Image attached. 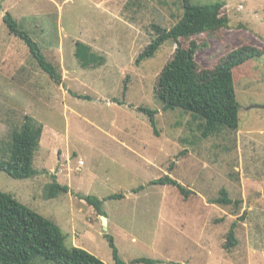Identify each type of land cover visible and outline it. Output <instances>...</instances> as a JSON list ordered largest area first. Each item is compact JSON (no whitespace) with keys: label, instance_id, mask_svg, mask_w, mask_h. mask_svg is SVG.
I'll return each instance as SVG.
<instances>
[{"label":"rangeland","instance_id":"rangeland-1","mask_svg":"<svg viewBox=\"0 0 264 264\" xmlns=\"http://www.w3.org/2000/svg\"><path fill=\"white\" fill-rule=\"evenodd\" d=\"M219 1L226 4L230 27L182 41L206 45L196 56L202 69L242 45L264 48V0H191ZM0 5V162L10 159L13 132L27 116L44 126L33 164L37 174L17 180L1 172L0 191L56 223L69 249H84L106 264H114L106 234L128 264L138 258L264 264V110L254 108L264 106V56L234 70L239 129L206 139L190 113L166 111L155 94L178 45L166 42L154 57L136 62L155 37L154 25L170 29L180 21L183 0H0ZM7 12L57 67L60 83L9 32ZM79 41L105 64L82 68L75 57ZM140 108L158 112L156 130ZM166 175L192 194L186 198L175 187L151 185ZM55 178L70 192L49 198ZM223 188L241 204L213 203ZM114 194L125 198L107 200ZM79 195L104 201L108 230ZM234 222L238 244L228 250ZM31 264L56 263L37 257Z\"/></svg>","mask_w":264,"mask_h":264},{"label":"trees","instance_id":"trees-1","mask_svg":"<svg viewBox=\"0 0 264 264\" xmlns=\"http://www.w3.org/2000/svg\"><path fill=\"white\" fill-rule=\"evenodd\" d=\"M225 2L211 5H196L191 0H183L184 13L180 21L170 29L154 25L155 37L149 46L137 58V65L154 57L159 49L169 41L178 45L172 59L159 75L155 94L164 103L166 111L176 109L190 113L199 121V130L203 138H209L225 129L238 130L240 127V104L237 100L234 70L247 62L264 56V48L242 45L229 52L212 68L202 69L196 60L197 53L205 44L191 40L187 46L182 41H189L201 34L216 35L230 27V19L224 9ZM0 10L2 6L0 5ZM3 20L9 32L23 40L39 67L55 82L62 81L57 67L49 62L38 42L20 27L15 17L7 12ZM75 57L82 68H99L105 58L93 51L91 46L79 41L76 44ZM123 104V103H120ZM148 115L152 127L156 130L157 111L140 108ZM44 134V126L35 118L27 116L21 129L13 132V147L9 160L0 162V173L4 172L13 179H29L37 174L34 158L39 150ZM151 185L172 186L186 198L192 194L183 184L170 175L151 181ZM145 187L141 186L139 190ZM138 191V190H136ZM67 185H61L57 179L49 187V198H56L62 193H69ZM80 199L101 216H106L104 201L92 195H79ZM124 194L110 195L107 200H121ZM215 204L230 206L241 204L231 199L227 189L220 191ZM234 222L228 235L225 248L231 250L238 244ZM112 249L114 264H128L120 256L113 236L105 235ZM66 235L50 219L29 209L14 197L0 191V264H31L37 257H43L56 264H106L92 253L77 247L66 246ZM134 264H161L162 260L138 258Z\"/></svg>","mask_w":264,"mask_h":264},{"label":"water","instance_id":"water-1","mask_svg":"<svg viewBox=\"0 0 264 264\" xmlns=\"http://www.w3.org/2000/svg\"><path fill=\"white\" fill-rule=\"evenodd\" d=\"M254 108H258V109L264 110V106H256L255 105ZM101 221H102V225H103L104 229L108 230V224H109L108 218L105 217V216H101Z\"/></svg>","mask_w":264,"mask_h":264},{"label":"built area","instance_id":"built-area-1","mask_svg":"<svg viewBox=\"0 0 264 264\" xmlns=\"http://www.w3.org/2000/svg\"><path fill=\"white\" fill-rule=\"evenodd\" d=\"M84 165V163H82V165L81 166H83Z\"/></svg>","mask_w":264,"mask_h":264}]
</instances>
